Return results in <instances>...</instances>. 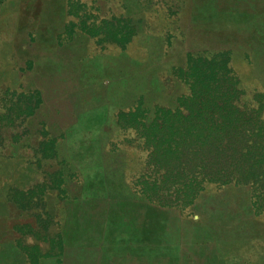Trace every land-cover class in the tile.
Instances as JSON below:
<instances>
[{
    "label": "rangeland",
    "instance_id": "1",
    "mask_svg": "<svg viewBox=\"0 0 264 264\" xmlns=\"http://www.w3.org/2000/svg\"><path fill=\"white\" fill-rule=\"evenodd\" d=\"M66 2L0 0V264H264V213L246 186L206 184L182 211L142 202L146 152L116 125L138 100L147 117L175 107L187 54L229 51L251 106L264 93V0H69L72 15ZM110 18L135 28L124 49L78 30ZM32 92L40 104L17 116ZM45 138L54 156L37 162ZM32 189L19 207L12 194Z\"/></svg>",
    "mask_w": 264,
    "mask_h": 264
},
{
    "label": "trees",
    "instance_id": "2",
    "mask_svg": "<svg viewBox=\"0 0 264 264\" xmlns=\"http://www.w3.org/2000/svg\"><path fill=\"white\" fill-rule=\"evenodd\" d=\"M72 4L67 0L70 15ZM78 30L96 38L97 44L120 49L136 35L130 20L122 18L102 19L96 25L82 20ZM229 62V51L210 57L187 54L185 67L176 71L187 92L176 99L175 107L154 106L147 117L148 110L138 100L131 110L117 113L116 125L133 131L146 152L145 172L136 184L140 201L182 211L206 184L240 185L248 188L254 213H264V93H255L251 106L239 104L242 92ZM21 98L23 102L15 104L17 116L30 117L40 104L38 93L21 94ZM53 143L49 138L38 143L37 162L54 156ZM34 190L38 199L47 186L37 185ZM17 194L21 207L27 199L29 203L34 191L15 192L12 197ZM55 245L59 253L60 244Z\"/></svg>",
    "mask_w": 264,
    "mask_h": 264
}]
</instances>
